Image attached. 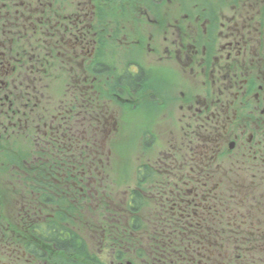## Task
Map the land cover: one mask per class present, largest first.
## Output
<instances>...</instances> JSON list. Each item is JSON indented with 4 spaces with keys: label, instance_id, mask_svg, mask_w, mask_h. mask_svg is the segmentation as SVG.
Wrapping results in <instances>:
<instances>
[{
    "label": "flooded vegetation",
    "instance_id": "flooded-vegetation-1",
    "mask_svg": "<svg viewBox=\"0 0 264 264\" xmlns=\"http://www.w3.org/2000/svg\"><path fill=\"white\" fill-rule=\"evenodd\" d=\"M0 264H264V0H0Z\"/></svg>",
    "mask_w": 264,
    "mask_h": 264
},
{
    "label": "rangeland",
    "instance_id": "rangeland-1",
    "mask_svg": "<svg viewBox=\"0 0 264 264\" xmlns=\"http://www.w3.org/2000/svg\"><path fill=\"white\" fill-rule=\"evenodd\" d=\"M135 145H136V142L134 141L131 144V146H130V150L134 149ZM125 150H126V147H124V145L122 143H120L119 146L116 147V153H117L116 159L114 158V160H113L114 161V164L113 165H115V166H114V170H112V171L113 172L116 171V175L118 177H120V178L126 172V164L125 163L129 164L128 161L126 160V158L125 157L123 158V155H124ZM132 160H134V157L132 159H130V161H132ZM121 186L122 185H120V187L117 186L119 195H121V192H120L121 191L120 190L121 189Z\"/></svg>",
    "mask_w": 264,
    "mask_h": 264
}]
</instances>
